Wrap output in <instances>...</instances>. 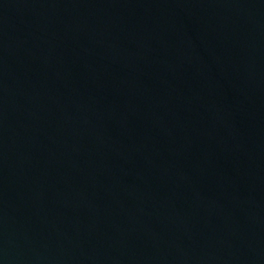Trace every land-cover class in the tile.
Masks as SVG:
<instances>
[{"label":"water","instance_id":"95a60500","mask_svg":"<svg viewBox=\"0 0 264 264\" xmlns=\"http://www.w3.org/2000/svg\"><path fill=\"white\" fill-rule=\"evenodd\" d=\"M0 264H264V0H0Z\"/></svg>","mask_w":264,"mask_h":264}]
</instances>
